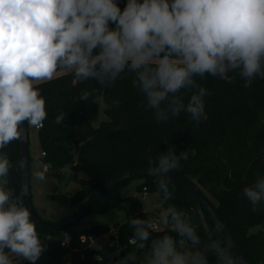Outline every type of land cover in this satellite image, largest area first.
<instances>
[{"label":"clouds","instance_id":"1","mask_svg":"<svg viewBox=\"0 0 264 264\" xmlns=\"http://www.w3.org/2000/svg\"><path fill=\"white\" fill-rule=\"evenodd\" d=\"M125 72L134 74L133 87L144 94L157 123L181 111L196 124L206 121L204 97L210 93L194 77L209 74L231 84L236 76L229 73H236L245 87L264 78V0H128L123 11L116 0H0V149L22 140V122L44 126L46 100L37 85L67 73L108 86ZM193 88L198 91L185 105L177 94ZM87 96L84 92L81 99ZM63 119L61 113L55 123ZM188 155H177L173 146L148 161L147 173L158 178L157 194L165 201L173 198L169 173ZM11 167L0 153V264H14L13 257L36 264L45 247L29 209L7 188ZM34 175L45 179L42 172ZM243 195L257 211L264 201V175L257 173ZM159 222L178 238H153L158 224L129 220L132 242L139 250L147 247L139 264H209V253L216 264H237L219 241L202 245L186 211L169 204ZM136 260L133 255L120 262Z\"/></svg>","mask_w":264,"mask_h":264},{"label":"trees","instance_id":"2","mask_svg":"<svg viewBox=\"0 0 264 264\" xmlns=\"http://www.w3.org/2000/svg\"><path fill=\"white\" fill-rule=\"evenodd\" d=\"M127 2L116 0L121 11ZM229 75L236 76L231 84L209 74L203 78L194 77L196 84L210 93L204 97L208 119L199 124L191 121L185 111L168 121L157 123L154 110L146 106L144 94L133 87L134 74L128 72L122 73L117 81L108 86L93 84L94 80L80 82L73 74L67 73L37 85L45 97L48 113L44 126L38 128L41 150L45 152L43 160L54 172L59 184L66 185L74 179L80 185L71 194L52 192L50 198L57 204L75 207L70 216L109 179L129 168L148 165L149 160L156 161L160 154H166L174 146L177 155L185 151L189 155L186 161L181 162V167L173 171L188 179L202 193L232 234L245 259L250 263H263L264 201L253 212L243 195V188L256 180L257 173L264 175V78L257 76L249 87H245V81L238 74ZM196 91L197 88L181 90L177 95L186 105ZM84 92L88 93L87 99H81ZM95 94L102 96L106 103V119H100ZM115 95L120 97L114 98ZM113 101H119V104ZM61 113L64 119L57 125L55 119ZM1 150L7 154L12 165L8 185L14 190L13 199H21L19 143L13 141ZM66 167L75 172H72L73 176L65 172ZM77 172L86 177L76 176ZM134 178L142 179L136 185L139 192L142 193L144 188L148 192H157V177L149 174L129 177L106 193L90 212L104 213L111 208L122 207L121 186ZM168 182L173 198L164 200L163 209L172 204L186 211L197 226L202 245L208 244L210 239L193 199L180 185L170 179ZM203 209L216 240L225 247V238L216 228L210 212L205 207ZM127 211V220L115 224L119 227L118 251L121 257L135 255V264H139L147 247L142 251L129 243L133 235L129 220H149L150 212L144 208L140 197L131 198ZM109 227L110 224L99 222L82 229L71 226L63 231H49L36 225L39 239L45 247L36 264H102L95 258L97 253L104 256V263L108 262L115 248L107 245L84 248L81 236H99ZM255 227H259L258 230L252 231ZM65 232L70 238L62 245ZM164 234L178 238L166 226L152 232V237ZM208 258L209 264H216L215 255L209 253ZM22 264L31 262L24 260Z\"/></svg>","mask_w":264,"mask_h":264},{"label":"rangeland","instance_id":"3","mask_svg":"<svg viewBox=\"0 0 264 264\" xmlns=\"http://www.w3.org/2000/svg\"><path fill=\"white\" fill-rule=\"evenodd\" d=\"M143 2V1H142ZM141 2V3H142ZM109 28L114 29L115 24L109 22ZM93 84H98L97 81L94 80ZM96 95V94H95ZM97 96V95H96ZM120 97L119 95H115L114 98ZM98 101L99 106V114L100 119H106L105 114V106L106 103L103 101L102 96H97V98L94 99ZM28 134H29V151H30V188H31V195H32V202L34 205L35 210L37 213L44 219L49 221H60L61 219L67 217L70 213H72L76 208L73 206L67 205H60L54 202L50 198V193L52 192H66L68 194H71L79 189L80 185L78 184V181L71 180L68 184H59V182L56 179V176L54 172L51 169L46 170L45 165L47 164L43 160L42 150L40 146V141L38 138V129L35 127H32L28 125ZM0 153H3L0 149ZM48 165V164H47ZM49 166V165H48ZM65 172L72 176L74 175V171L71 169H64ZM39 171L42 172L45 176L44 180H39L35 177V173ZM74 172V173H72ZM76 176L81 177L85 176V174L82 173H76ZM86 177V176H85ZM142 181L140 178H134L131 180L128 184H125L121 186V193L123 195V199L121 202L122 207L120 208H111L108 211L104 213L100 212H90L87 215H85L79 222H77L74 227L76 229H82L89 227L93 223H99L104 222L110 224V226H114L117 223H123L128 218V207L130 205V200L132 197H140L143 200L144 208L152 213L154 211V206L159 203H163L164 199L162 194H157V192H148L147 196L144 197L143 193L139 192L136 189V185L139 184ZM7 188L12 192V197L14 194V190L11 186L7 185ZM191 209L195 211V207L191 205ZM163 208H159L157 212V217L159 218L160 213L163 211ZM259 227L252 228V231L258 230ZM37 230V229H36ZM38 233V231H37ZM39 236V233H38ZM102 241H98L96 243V246L102 245ZM131 256V254H127L125 256L117 258L113 264H121V260L124 259V257ZM14 260L17 259V257H13ZM22 259V258H21ZM19 259L18 262L21 264L22 260Z\"/></svg>","mask_w":264,"mask_h":264},{"label":"water","instance_id":"4","mask_svg":"<svg viewBox=\"0 0 264 264\" xmlns=\"http://www.w3.org/2000/svg\"><path fill=\"white\" fill-rule=\"evenodd\" d=\"M21 127L24 128V134L22 140L18 141L19 143V155H20V176H21V201L24 206H26L30 213V219L35 222V224L43 229L49 231H63L68 229L71 226H74L77 222H79L85 215H87L98 203V201L111 189L117 186L121 181L134 177L137 175H144L147 173L148 165L136 166L129 168L116 176L109 179L105 184H103L92 197H90L75 213L71 214L67 218L61 221H49L42 218L34 208L32 202L31 188H30V151H29V134H28V122L24 121L21 124ZM168 179L172 180L176 184L180 185L184 190L188 192V194L193 199L196 204L197 210L200 214L201 221L203 227L206 231L208 238L211 240H216L214 233L212 232L209 224L207 222L204 207L208 209L210 212L216 228L222 237L225 238L226 246L223 248H228L231 250V253L236 257L237 264H264L263 263H250L248 262L243 253L238 248L232 234L226 227V225L222 222V220L217 215L214 208L210 205V203L206 200V198L202 195V193L184 176L181 174L172 171L169 173ZM217 241V240H216Z\"/></svg>","mask_w":264,"mask_h":264},{"label":"built area","instance_id":"5","mask_svg":"<svg viewBox=\"0 0 264 264\" xmlns=\"http://www.w3.org/2000/svg\"><path fill=\"white\" fill-rule=\"evenodd\" d=\"M42 155L44 156L45 155V152H42ZM45 169L48 170L49 169V166L46 164L45 165ZM143 193V196L146 197L147 194H148V191L146 188H144V191L142 192ZM163 203H159V204H156L154 206V211L152 213H150L149 215V220L158 224L159 225V229L158 230H161L164 228V225L163 224H160L159 222V218L157 217V212L159 210V208H163L162 206ZM157 230V231H158ZM70 238V235L68 233H64L63 234V240L61 242L62 245H65L68 240ZM98 241H102L103 244L100 245V246H103V245H107L108 247H111V248H115V251L113 252V255H112V258L108 261V262H105L104 263V256L100 253H97L95 255V258L97 261L101 262L102 264H113L114 261L121 257V253L120 251H118V247H119V241H120V238H119V227L118 226H110L109 229L102 235H95V234H87V235H82L81 236V242L84 244V248H88V247H91V246H96V243ZM129 243L130 244H134L131 240V238H129ZM99 246V247H100Z\"/></svg>","mask_w":264,"mask_h":264},{"label":"crops","instance_id":"6","mask_svg":"<svg viewBox=\"0 0 264 264\" xmlns=\"http://www.w3.org/2000/svg\"><path fill=\"white\" fill-rule=\"evenodd\" d=\"M38 129V128H37ZM61 221V220H60ZM19 259H21V258H17L16 260H14L15 261V263L16 264H19L20 262H18L19 261ZM22 260V259H21ZM24 260H22V262H23ZM22 262H21V264H22Z\"/></svg>","mask_w":264,"mask_h":264}]
</instances>
